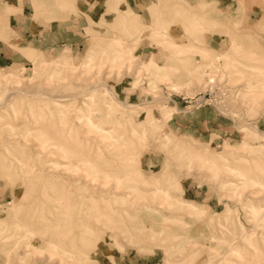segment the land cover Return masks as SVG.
Segmentation results:
<instances>
[{
  "label": "rangeland",
  "instance_id": "1",
  "mask_svg": "<svg viewBox=\"0 0 264 264\" xmlns=\"http://www.w3.org/2000/svg\"><path fill=\"white\" fill-rule=\"evenodd\" d=\"M148 1L0 0V264H264V0Z\"/></svg>",
  "mask_w": 264,
  "mask_h": 264
},
{
  "label": "crops",
  "instance_id": "2",
  "mask_svg": "<svg viewBox=\"0 0 264 264\" xmlns=\"http://www.w3.org/2000/svg\"><path fill=\"white\" fill-rule=\"evenodd\" d=\"M140 2H141V6H143L144 8H146L148 6V4H149V1L148 0H140ZM137 12H138V14L142 15L144 11L142 9H139V7H138ZM19 31L22 32V33H24L22 35L23 37L29 38V41H30V43L32 45L35 44L37 47H40V46H48L49 45V36L51 34L50 31L43 30L39 34H32L33 36H31V34L28 33L29 30H21L20 29ZM1 42H2V40H0V44H1V47H0V57H2L3 52H2L1 49H2V46H4Z\"/></svg>",
  "mask_w": 264,
  "mask_h": 264
},
{
  "label": "bare ground",
  "instance_id": "3",
  "mask_svg": "<svg viewBox=\"0 0 264 264\" xmlns=\"http://www.w3.org/2000/svg\"><path fill=\"white\" fill-rule=\"evenodd\" d=\"M65 134V133H64ZM191 154H192V152H191ZM198 154V153H197ZM192 156H194L193 154H192ZM196 158H199L198 157V155H196L195 156ZM195 157H193V158H195ZM201 159H202V157H201ZM256 160H258V159H256ZM255 160V161H256ZM205 161V160H204ZM200 163L202 162V161H199ZM206 163L205 164H207V165H209V164H213L212 162H210V161H205ZM208 162V163H207ZM93 163V162H92ZM96 166V165H95ZM97 166H99V165H97ZM108 166H109V164H108ZM212 167V166H211ZM91 168V167H90ZM92 168H94L93 167V165H92ZM107 168V167H106ZM109 173V172H108ZM91 174V173H90ZM128 174V173H127ZM135 174V173H134ZM126 175V174H125ZM89 180V179H88ZM119 180V179H118ZM252 180V179H251ZM111 184V183H110ZM135 190V189H134ZM234 246V245H233ZM254 258V257H253ZM248 259H250V258H248ZM251 260V259H250ZM253 262H251V264H252ZM262 263V262H261Z\"/></svg>",
  "mask_w": 264,
  "mask_h": 264
}]
</instances>
